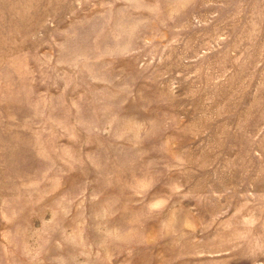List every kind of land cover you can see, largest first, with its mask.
<instances>
[{
	"label": "rangeland",
	"instance_id": "obj_1",
	"mask_svg": "<svg viewBox=\"0 0 264 264\" xmlns=\"http://www.w3.org/2000/svg\"><path fill=\"white\" fill-rule=\"evenodd\" d=\"M0 264H264V0H0Z\"/></svg>",
	"mask_w": 264,
	"mask_h": 264
}]
</instances>
